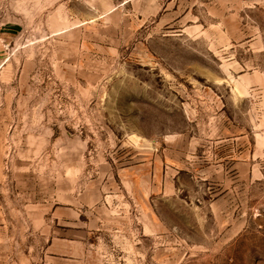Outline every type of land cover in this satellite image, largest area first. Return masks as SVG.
Returning <instances> with one entry per match:
<instances>
[{
	"label": "rangeland",
	"instance_id": "374dc122",
	"mask_svg": "<svg viewBox=\"0 0 264 264\" xmlns=\"http://www.w3.org/2000/svg\"><path fill=\"white\" fill-rule=\"evenodd\" d=\"M0 264H264V0H0Z\"/></svg>",
	"mask_w": 264,
	"mask_h": 264
},
{
	"label": "crops",
	"instance_id": "0c3cea01",
	"mask_svg": "<svg viewBox=\"0 0 264 264\" xmlns=\"http://www.w3.org/2000/svg\"><path fill=\"white\" fill-rule=\"evenodd\" d=\"M0 35H1V37H2L3 43H5V40L9 39V37H10V35H8V34H6V33H3V32H2V34H0Z\"/></svg>",
	"mask_w": 264,
	"mask_h": 264
}]
</instances>
